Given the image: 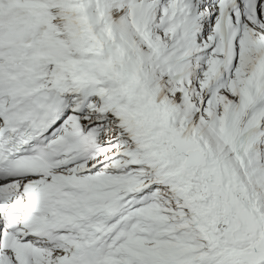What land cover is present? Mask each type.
Wrapping results in <instances>:
<instances>
[{
    "label": "snow or ice",
    "instance_id": "snow-or-ice-1",
    "mask_svg": "<svg viewBox=\"0 0 264 264\" xmlns=\"http://www.w3.org/2000/svg\"><path fill=\"white\" fill-rule=\"evenodd\" d=\"M0 264H264V0H0Z\"/></svg>",
    "mask_w": 264,
    "mask_h": 264
}]
</instances>
